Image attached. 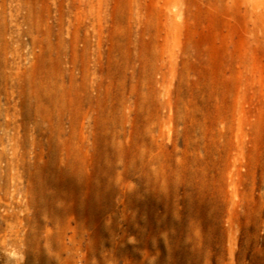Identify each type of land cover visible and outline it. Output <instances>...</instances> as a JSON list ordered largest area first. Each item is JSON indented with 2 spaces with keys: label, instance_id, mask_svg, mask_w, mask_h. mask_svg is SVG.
<instances>
[{
  "label": "rangeland",
  "instance_id": "obj_1",
  "mask_svg": "<svg viewBox=\"0 0 264 264\" xmlns=\"http://www.w3.org/2000/svg\"><path fill=\"white\" fill-rule=\"evenodd\" d=\"M74 31L90 42L88 76L77 74L93 101L75 95L62 114L59 83L40 90L32 75L29 86L52 101L48 134L60 113V133L76 148L84 133L92 154L79 186L52 169L41 177L60 184V260L78 246L66 210L89 196L80 244L93 264H264V0H0L8 67L66 78L60 32ZM0 87L5 107L2 75ZM30 127L51 159L35 115ZM153 156L157 179L142 171Z\"/></svg>",
  "mask_w": 264,
  "mask_h": 264
},
{
  "label": "bare ground",
  "instance_id": "obj_2",
  "mask_svg": "<svg viewBox=\"0 0 264 264\" xmlns=\"http://www.w3.org/2000/svg\"><path fill=\"white\" fill-rule=\"evenodd\" d=\"M89 49V39L78 31H74L70 41L65 39L60 32V50H58L57 57L60 63H65L61 70L63 74H67V77L64 76L58 80L48 71H43L42 74L41 70L31 74L21 60H14L8 67L7 60L2 57L0 45V76L2 75L7 80L5 92L8 100L7 105L3 107L0 87V249L2 264H93L90 261V252H85L80 244L84 232H88L90 227L89 220L81 218L82 209L87 210L88 208L89 196L86 200L79 196L75 206L68 210L65 209L75 219L74 225L72 221L67 220L66 226L74 231L78 246L74 255H66L62 261L60 250L64 249L67 244L64 241V245L60 246V184L57 182L48 184L41 178L47 170L52 169L56 174L69 178L79 186L80 171L83 169L90 172L91 169L92 154L88 139L83 133L77 148L74 147L71 133L63 131L60 133V113L57 117L58 128L48 134V129L44 128V125L48 120L52 101L39 97L29 87L32 75L35 79L40 78L44 83L40 82L43 86L38 87L40 90H50L52 87H58L59 83L62 114L70 110L68 101L74 99L75 95L79 96L78 101H93V85L90 82H79L77 74L86 69L85 64L82 68L80 63L86 62ZM87 72L86 69L84 76H88ZM159 105L165 111L163 116L171 120V99L168 97ZM2 115L5 116L4 120L1 119ZM34 115L39 132L48 134L49 147L53 152V157L49 160L43 159L42 138L37 139V135L31 132L30 122ZM74 152L79 154L78 159L73 157ZM144 162L142 169L144 175L157 179L159 176L158 158L147 157ZM30 174L32 177L28 179L29 184H26V177ZM230 185L232 187L230 209L232 210L236 208L237 202L234 197L238 195L236 189L238 185L236 186L235 181H231ZM232 217L229 215L228 219L231 220ZM66 235L67 233L64 232L63 237L65 238Z\"/></svg>",
  "mask_w": 264,
  "mask_h": 264
}]
</instances>
